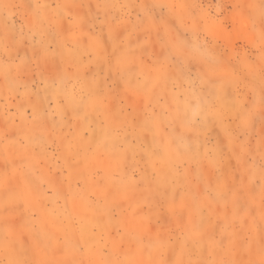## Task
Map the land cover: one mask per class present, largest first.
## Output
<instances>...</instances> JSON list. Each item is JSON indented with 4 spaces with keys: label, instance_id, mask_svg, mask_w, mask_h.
<instances>
[{
    "label": "rangeland",
    "instance_id": "1",
    "mask_svg": "<svg viewBox=\"0 0 264 264\" xmlns=\"http://www.w3.org/2000/svg\"><path fill=\"white\" fill-rule=\"evenodd\" d=\"M1 62L0 264H264V0H0Z\"/></svg>",
    "mask_w": 264,
    "mask_h": 264
},
{
    "label": "crops",
    "instance_id": "2",
    "mask_svg": "<svg viewBox=\"0 0 264 264\" xmlns=\"http://www.w3.org/2000/svg\"><path fill=\"white\" fill-rule=\"evenodd\" d=\"M16 65H15V68L14 69H12L11 71H10V73H11V77H12V79H11V81H13V85H15V86H13V87H15L14 88V90L15 89H17V91H18V89H21V88H19L20 86H23L24 85V79L22 78V76H20L19 75V71H21L19 68H20V65L22 64V62L20 63V60H17L16 62ZM2 64V62L0 63V65ZM4 66H7V65H4ZM12 66H14V64L12 65ZM8 76L5 74V71H2V76H1V78H2V81H6V78H7ZM13 87H10V88H8V90H7V93H9V92H12L13 91ZM23 90H24V86H23ZM16 91V92H17ZM20 96H22V95H20ZM7 97H9V96H7ZM20 98H24V96H22V97H20ZM1 112V111H0ZM17 113L21 116L23 113L22 112H19L18 110H17ZM20 123H18L17 124V128H19L20 127ZM10 128V127H9ZM92 160L93 159H97L98 160V156H94V158H91ZM87 176L89 177V175H88V173H87Z\"/></svg>",
    "mask_w": 264,
    "mask_h": 264
}]
</instances>
